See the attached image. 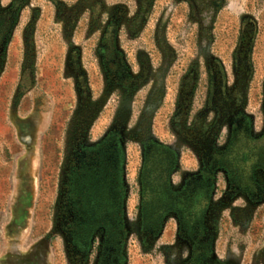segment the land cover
<instances>
[{
    "label": "rangeland",
    "instance_id": "obj_1",
    "mask_svg": "<svg viewBox=\"0 0 264 264\" xmlns=\"http://www.w3.org/2000/svg\"><path fill=\"white\" fill-rule=\"evenodd\" d=\"M0 264H264V0H0Z\"/></svg>",
    "mask_w": 264,
    "mask_h": 264
},
{
    "label": "flooded vegetation",
    "instance_id": "obj_2",
    "mask_svg": "<svg viewBox=\"0 0 264 264\" xmlns=\"http://www.w3.org/2000/svg\"><path fill=\"white\" fill-rule=\"evenodd\" d=\"M93 22H97L96 20ZM121 25V22L117 26H113L112 22H109L103 28V36L101 39V55H102V68L107 77V81H110V77L115 75L116 63L118 61L117 53V29ZM81 137H76L75 140ZM78 142H73L69 147V160H68V181H67V195L65 199L66 223L71 233H74V226H82L86 217V211L89 210L91 214L97 212L99 208L103 209V205L106 204L109 199V192L107 188L104 189L103 181L106 179L102 176V163L100 164L95 158V155H101L102 151H93L91 154L84 152L78 148ZM77 148V149H76ZM101 179V180H100ZM101 183V184H100ZM107 186L108 182L106 181ZM93 217V215H92ZM98 218V217H97ZM100 218V217H99ZM98 218V219H99ZM97 219V220H98ZM72 229V230H71Z\"/></svg>",
    "mask_w": 264,
    "mask_h": 264
}]
</instances>
